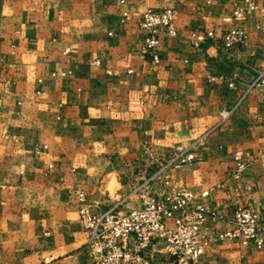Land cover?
Segmentation results:
<instances>
[{"label":"crops","instance_id":"obj_1","mask_svg":"<svg viewBox=\"0 0 264 264\" xmlns=\"http://www.w3.org/2000/svg\"><path fill=\"white\" fill-rule=\"evenodd\" d=\"M241 3L0 0V264H90L79 193L106 208L172 146L193 141L202 159L173 168L171 181L208 189L210 209H256L264 235V161L253 160L239 181L229 175L235 151L264 150V87L244 93L264 65V17L243 20L247 41L230 50L189 39L220 34ZM165 7L177 33L160 37L152 65L138 18ZM138 204L137 196L128 202ZM224 228L207 220L213 239L198 264H264V244L213 237Z\"/></svg>","mask_w":264,"mask_h":264},{"label":"built area","instance_id":"obj_2","mask_svg":"<svg viewBox=\"0 0 264 264\" xmlns=\"http://www.w3.org/2000/svg\"><path fill=\"white\" fill-rule=\"evenodd\" d=\"M255 13L264 17V6L256 0H242L223 19L228 26L220 34L216 35L213 30L193 31L189 36L190 42L199 46L218 39L225 50L244 45L248 34L241 22ZM174 17L175 11L166 7L148 8L139 15L138 28L145 35L140 51L152 65L159 62L160 37L176 36ZM127 18L128 13L123 12L120 21ZM263 87L264 65L254 71L252 79L245 84L244 93ZM235 107L236 104L221 109V119L229 118ZM195 145L196 141L172 146L165 156L157 160L154 172L106 208H98V203L90 201L83 192L79 193L78 212L87 236L90 264H198L199 257L213 239L205 231L208 219L225 225L222 231L214 232V238L234 239L243 245L253 243L256 248H262L264 235L259 230V212L256 209L239 205L229 210L210 209L206 204L208 189L196 192L174 184L169 178L173 168L202 159L196 154ZM144 150L149 154L151 148L147 146ZM258 158L264 161V150L256 155L235 151L230 177L239 181L252 161ZM157 181L163 183L160 192L152 186ZM133 196H137L139 204L128 206Z\"/></svg>","mask_w":264,"mask_h":264},{"label":"rangeland","instance_id":"obj_3","mask_svg":"<svg viewBox=\"0 0 264 264\" xmlns=\"http://www.w3.org/2000/svg\"><path fill=\"white\" fill-rule=\"evenodd\" d=\"M249 18V17H248Z\"/></svg>","mask_w":264,"mask_h":264}]
</instances>
